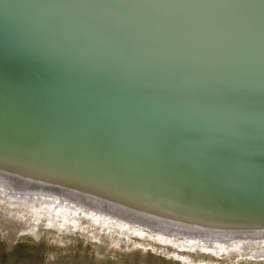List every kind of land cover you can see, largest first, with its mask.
<instances>
[{
	"label": "bare ground",
	"instance_id": "bare-ground-1",
	"mask_svg": "<svg viewBox=\"0 0 264 264\" xmlns=\"http://www.w3.org/2000/svg\"><path fill=\"white\" fill-rule=\"evenodd\" d=\"M247 1L264 21V1ZM225 8L0 0V57L15 63L0 68V178L83 187L193 228L264 226V70L241 58ZM239 22L264 60L261 31L245 10Z\"/></svg>",
	"mask_w": 264,
	"mask_h": 264
},
{
	"label": "rangeland",
	"instance_id": "rangeland-1",
	"mask_svg": "<svg viewBox=\"0 0 264 264\" xmlns=\"http://www.w3.org/2000/svg\"><path fill=\"white\" fill-rule=\"evenodd\" d=\"M1 174L0 264H264V226L177 225L83 187Z\"/></svg>",
	"mask_w": 264,
	"mask_h": 264
},
{
	"label": "water",
	"instance_id": "water-1",
	"mask_svg": "<svg viewBox=\"0 0 264 264\" xmlns=\"http://www.w3.org/2000/svg\"><path fill=\"white\" fill-rule=\"evenodd\" d=\"M225 5L226 8L222 9V13H221V18L225 19L224 21H226L227 23V28L232 29L234 28L235 30H237V33L234 35V37H232L234 39V44L236 45L240 50H241V58L248 63V67L249 68H253L252 65H255L257 67V69L259 71L264 70V60L262 59H254V57L251 55V52H249V49L247 47L251 48V43L250 40L242 33L241 31V23L239 22V17L242 16V10H245V12L249 15V17L251 18L253 24H255L257 26V30L259 32V36L264 38V21L261 20H257L254 19L253 16L251 15V8L250 5L248 3V1L246 0H222ZM264 1V0H263ZM259 6V2H257V7ZM248 31L250 33V35L252 36V41H254L256 39L255 33L252 31V29L250 27H248ZM257 40V39H256ZM248 45V46H246ZM243 47V49H242ZM246 49V51L244 50ZM5 57L6 60L3 58ZM0 60L5 61L4 63L0 62V68L2 69L5 65L7 66V72H11L12 70H14V66L15 63L10 61V58L7 56H1ZM4 69V68H3ZM251 73L254 74L255 69H250ZM6 72V70H5ZM255 75V74H254ZM255 78V77H254Z\"/></svg>",
	"mask_w": 264,
	"mask_h": 264
}]
</instances>
